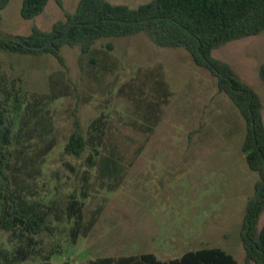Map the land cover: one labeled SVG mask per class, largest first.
Instances as JSON below:
<instances>
[{
    "label": "rangeland",
    "instance_id": "1",
    "mask_svg": "<svg viewBox=\"0 0 264 264\" xmlns=\"http://www.w3.org/2000/svg\"><path fill=\"white\" fill-rule=\"evenodd\" d=\"M78 1L48 0L42 13L24 19L22 0H9L0 34L26 35L34 25L49 31ZM108 1L136 7L149 0ZM60 54L64 65L50 53L0 48V111L10 129L0 147L5 173L10 189L45 225L33 235V253L13 264L47 255L52 264L141 253L167 260L202 247L221 248L243 264L240 230L258 174L241 150L244 119L217 90L216 78L184 48L157 46L143 32L101 38L86 54L63 45ZM212 56L260 95L264 123L258 75L264 30L229 41ZM75 119L87 141L80 157L65 149ZM103 155L116 161V177L100 175ZM7 189L0 177V206ZM71 196L82 202V222H92L75 241L64 212ZM263 223L264 210L258 226ZM18 238L0 228V248L13 250Z\"/></svg>",
    "mask_w": 264,
    "mask_h": 264
},
{
    "label": "trees",
    "instance_id": "2",
    "mask_svg": "<svg viewBox=\"0 0 264 264\" xmlns=\"http://www.w3.org/2000/svg\"><path fill=\"white\" fill-rule=\"evenodd\" d=\"M9 0H0V12ZM48 0H22L20 16L32 19L42 13ZM62 5L61 0H56ZM1 18V13H0ZM264 30V0H149L136 7L112 4L108 0H79L75 9L65 11L49 31L32 26L26 35L0 34V48L20 54L50 53L64 65L60 54L63 45L77 46L82 53H90L101 38L125 37L145 33L160 47H181L195 65L205 67L216 78L217 90L225 93L244 119L245 133L241 144L248 167L258 174L253 193L246 200L240 240L244 248L243 264H264V223L258 226L264 210V123L260 95L240 79L232 66L214 58L212 51L229 41L258 35ZM111 47V45H108ZM264 81V63L258 68ZM5 116L0 111V147L9 141L10 129L3 126ZM98 118L90 128L97 129ZM70 133L65 149L75 157L84 152L87 141L80 131V123ZM50 144L47 146L48 150ZM102 177H116L119 167L108 155L97 162ZM0 177L6 181L7 192L0 206V228L17 231L19 243L11 251L0 248V261L13 264L26 260L36 243L33 235L44 231V217L23 205L10 189L5 173L3 153L0 152ZM115 184L113 187H115ZM111 187V189L113 188ZM66 218L73 221L70 237L73 241L84 235L92 222H82V202L71 196L64 209ZM29 264H52L49 255ZM62 264H67L66 262ZM80 264H238L236 259L218 247L187 250L181 256L159 260L152 253L103 256Z\"/></svg>",
    "mask_w": 264,
    "mask_h": 264
},
{
    "label": "crops",
    "instance_id": "3",
    "mask_svg": "<svg viewBox=\"0 0 264 264\" xmlns=\"http://www.w3.org/2000/svg\"><path fill=\"white\" fill-rule=\"evenodd\" d=\"M202 248H203V247H202ZM183 253H184V252H183ZM183 253H182V254H183ZM182 254H181V255H182ZM159 260H160V259H159ZM167 260H169V259H167Z\"/></svg>",
    "mask_w": 264,
    "mask_h": 264
}]
</instances>
